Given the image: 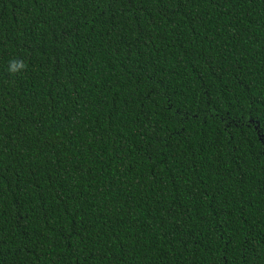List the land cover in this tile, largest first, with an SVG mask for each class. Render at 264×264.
<instances>
[{"label": "trees", "instance_id": "obj_1", "mask_svg": "<svg viewBox=\"0 0 264 264\" xmlns=\"http://www.w3.org/2000/svg\"><path fill=\"white\" fill-rule=\"evenodd\" d=\"M0 264H264V0H0Z\"/></svg>", "mask_w": 264, "mask_h": 264}, {"label": "clouds", "instance_id": "obj_2", "mask_svg": "<svg viewBox=\"0 0 264 264\" xmlns=\"http://www.w3.org/2000/svg\"><path fill=\"white\" fill-rule=\"evenodd\" d=\"M27 64L22 59H13L9 62L8 71L11 74H17L26 70Z\"/></svg>", "mask_w": 264, "mask_h": 264}]
</instances>
